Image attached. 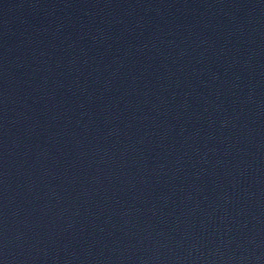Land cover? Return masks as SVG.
Segmentation results:
<instances>
[{
  "label": "water",
  "instance_id": "95a60500",
  "mask_svg": "<svg viewBox=\"0 0 264 264\" xmlns=\"http://www.w3.org/2000/svg\"><path fill=\"white\" fill-rule=\"evenodd\" d=\"M0 264H264V0H0Z\"/></svg>",
  "mask_w": 264,
  "mask_h": 264
}]
</instances>
